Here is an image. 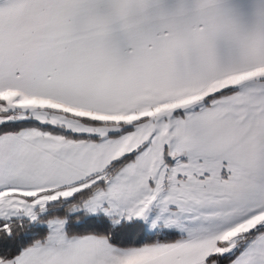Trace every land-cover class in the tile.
<instances>
[{"label": "snow or ice", "instance_id": "1", "mask_svg": "<svg viewBox=\"0 0 264 264\" xmlns=\"http://www.w3.org/2000/svg\"><path fill=\"white\" fill-rule=\"evenodd\" d=\"M0 264H264V0H0Z\"/></svg>", "mask_w": 264, "mask_h": 264}]
</instances>
